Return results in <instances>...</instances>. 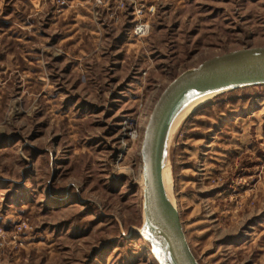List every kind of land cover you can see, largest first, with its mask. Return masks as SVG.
Segmentation results:
<instances>
[{
	"label": "rangeland",
	"instance_id": "374dc122",
	"mask_svg": "<svg viewBox=\"0 0 264 264\" xmlns=\"http://www.w3.org/2000/svg\"><path fill=\"white\" fill-rule=\"evenodd\" d=\"M258 46L264 0H0V264H158L151 110L183 71ZM165 180L200 264H264V84L192 107Z\"/></svg>",
	"mask_w": 264,
	"mask_h": 264
},
{
	"label": "water",
	"instance_id": "95a60500",
	"mask_svg": "<svg viewBox=\"0 0 264 264\" xmlns=\"http://www.w3.org/2000/svg\"><path fill=\"white\" fill-rule=\"evenodd\" d=\"M264 84V46L228 51L177 75L149 115L141 142L142 235L158 264H200L186 239L179 211L168 196L162 170L170 127L193 100L243 86Z\"/></svg>",
	"mask_w": 264,
	"mask_h": 264
},
{
	"label": "bare ground",
	"instance_id": "6f19581e",
	"mask_svg": "<svg viewBox=\"0 0 264 264\" xmlns=\"http://www.w3.org/2000/svg\"><path fill=\"white\" fill-rule=\"evenodd\" d=\"M142 28V27H141ZM211 96H214V94H209V95H205V96H201L195 100H193L192 102H190L189 104H187L179 113L178 115L175 117L174 121L172 122V125L170 127V131H169V136H168V140L170 138V133L171 131H173L177 125L180 123V121L183 119V117L186 115V113L194 106H196L197 104H200L201 102H203V100H205L207 97H211ZM162 176H163V180H164V186H165V189H166V192L168 194V196L170 197V194L167 190V187H166V165L164 166L163 170H162Z\"/></svg>",
	"mask_w": 264,
	"mask_h": 264
}]
</instances>
